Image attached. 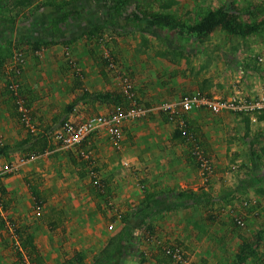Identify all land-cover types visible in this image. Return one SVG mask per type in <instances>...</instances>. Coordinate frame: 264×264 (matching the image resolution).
<instances>
[{
    "label": "rangeland",
    "instance_id": "rangeland-1",
    "mask_svg": "<svg viewBox=\"0 0 264 264\" xmlns=\"http://www.w3.org/2000/svg\"><path fill=\"white\" fill-rule=\"evenodd\" d=\"M44 1L46 0H40L35 4V0H26L25 2L20 0H0V42L5 39H10L13 41V45H15L12 64H7L6 70H10L14 67L16 61H18V54L22 53L24 61H18L23 67L17 78L20 84L19 94L27 101L26 104L30 110L29 115L31 116L32 124L36 131L37 129L42 128L44 124H47L50 129L52 128L51 131L53 134L54 131L60 127H55V125L64 117V110L69 97V90L66 88V82L70 81L72 72L74 73L73 76L75 79L76 77L79 78V76L83 74V71L86 75L88 72V66L90 67V74L94 71L93 63L94 66H96L95 72L96 70L98 71L99 68L101 71L103 70L100 80L104 82L105 87L110 86L113 88L114 85V88H118V86L116 87L115 85L118 80H120V85L123 87L120 76L123 74L122 72L127 73L135 85V95L138 99L136 100V103L139 105L143 104V99L141 101L140 97H145V89L155 85L157 82H159V85L163 84L164 82H162V80L168 78L166 74L174 70H180L181 75H183L182 80L187 85L194 86L196 82H200L203 79L208 82V88H213V90L216 91V88L214 87L215 84H211L214 75L218 82L217 90L224 92L218 94L217 97H226V99L237 98L244 100L252 99L254 98L253 96L258 97L257 90L251 93L250 87L246 90L245 88L248 83L255 87L257 84H260L261 81L264 84V32L247 38H241L230 36L222 30H217L213 34L198 41L190 39L189 37H176L175 35H171L168 38L170 41H168L165 39H159L157 36L150 33L146 35H141L139 32L118 34L106 26L102 32L103 35H101V39L96 42L98 45L91 46L90 44L95 43V39L90 41L83 31L94 22L97 23L95 20L98 16L102 15V11L99 13L97 11L98 8L102 10L101 2L100 4L98 3L99 0H71V7H68L76 10L78 14L73 15L65 23L60 24V31L57 33L53 32L54 34H57L54 35V40L62 39L68 43L56 44L57 46L53 44L44 45L39 51H34L30 44L26 43V39H22L23 36L30 31L29 36L32 37L30 39L34 40H39L38 38L41 36L53 35L52 32H50L52 30L49 31L48 24L52 17L62 13V10H57L55 7L50 6L37 9L38 4ZM54 1L59 3L66 0ZM140 1L152 6L154 10L175 13L187 23L197 20L203 13L212 8H216L224 3H232V1H236L242 8H246L248 5L254 3H260L264 6V0ZM166 4H170V7L166 8ZM263 16L264 12H260V15L257 17L261 18ZM89 47L96 49L91 55L89 54ZM180 48H183L184 51H180ZM180 52L182 53L180 54ZM91 56L94 58L92 59V64H90L89 61V57ZM106 59H108L109 62L112 61L117 64V69H109V65L104 61ZM71 61L74 63H71ZM95 72H92L91 74L94 75ZM8 75L9 74L5 71L0 73V96L4 90V100L6 102H4V107H1L0 105V114L11 113L10 118L12 120L8 117L9 120H6L7 122H5V125H7V128L14 127L17 131L14 136L9 135L6 133V128L2 129L1 125L0 144L14 142L15 140L17 141V136L21 134L20 129L25 134H29V129L23 124L19 113L17 112V102H14V100L7 95L9 86L7 84ZM93 79L95 81L97 80V78ZM56 93H58V95H55ZM191 94L192 93L184 95ZM51 95H53L54 98H51ZM184 95H180L176 99L173 98L170 101L168 100L164 102H177ZM155 96L160 97L159 95ZM212 96L215 97V95ZM126 104L127 106L130 105L129 102H126L125 105ZM149 104L147 107L153 108V111L146 117L134 121H142L146 118L153 117V115L161 118L160 115H162V113L164 114V112L157 109L161 103L153 105H151V103ZM88 113L89 116H92L97 115L100 112ZM187 115L189 116L191 113H187ZM234 117L233 119H238L237 122L242 123L246 127L243 115L234 113ZM168 122L173 124L171 120ZM228 122L232 127V124L236 121L229 120ZM1 123L2 121L0 124ZM216 123L218 122H215V124ZM229 130L230 129H227V133L230 135L233 131L229 132ZM256 130H258V126L250 122L247 135H249V132L255 133ZM260 146L261 144H256V146L251 148L245 147L244 149H239L240 151H231L229 153L231 155L225 157V161L228 162L227 165H225L226 163H218V159L212 157L210 154L206 156V158H209L213 164V172L208 177V181L206 180L205 183L203 182L201 192L202 194H205L202 195L204 198H202L200 202L207 213V216L205 217L206 222L203 223V225L211 227V231L210 228L208 230H201V232L198 231L199 234H197L196 237L200 242H203L204 239L207 238L204 244L210 241H214V243L209 246L210 250H207L206 247H201L200 251H204L207 258H195L196 262L201 264H235V255L239 249V245L243 239H247V236L251 234V230H249L250 223L247 225V228L238 227L233 220V216L237 214L241 216L250 213L253 214V212L255 213L256 211L259 213L256 217H262L264 220V196L259 198V193H256L254 190L249 191L247 188H244L248 191L246 193H228V189L224 182V178L227 176L230 177L228 182H233L232 180L235 179H246L247 181L245 184H247L248 180L253 178V176L255 178L258 174V176L264 174V157L262 155L259 156V154H264V146ZM255 148L259 149V154L257 153V150L255 151ZM120 149L116 147L115 150L118 151ZM252 149L257 153L258 159L252 154ZM21 158L22 156L17 158L15 155L7 160L4 159V157H0V171L5 172V165L14 164L19 166L11 172L13 174L18 173L21 167L28 161L25 160L24 163L22 162V164H20ZM92 158L96 161L97 157L95 155L93 157L91 156V159ZM98 162L99 161H96L97 167L99 166ZM257 164L260 165L258 168L256 167ZM223 165H225V167H223ZM197 167L200 168L198 171L204 180L205 175L202 172L201 163ZM85 176L87 178H85ZM89 179V172H86L84 175L85 182L80 184L77 189H80L82 186V191L92 189L91 184L89 183V185H87L86 183ZM18 184V189L21 190L20 183ZM212 184L219 185L218 192L213 193L211 191L213 188ZM245 184H243V186H245ZM37 185L46 188L42 181H39ZM55 187L56 184L54 185V188ZM138 189L141 190V187L138 186ZM49 191H52V189H45L44 194L47 193V195H45V203H43V205H45L44 210H47L48 212L41 216L42 218L35 214V209L40 205L39 201L32 199L29 195L26 196L25 194L20 193V195L17 196L16 193L15 203L10 200L9 203H6V206L10 209L20 208V212H26L29 214V217L33 219V222L35 223L40 222L41 224H46L53 216V218L57 219L59 227L65 226L63 222L68 216H66V209L63 206L60 207L59 211H49L53 208V203H57V199L51 197V193H48ZM66 191L67 190L65 189L63 190V192ZM76 197L78 201H81L79 193H77ZM71 201L72 200L70 199L58 200V202L64 206ZM118 205L119 202H115L113 199H111L110 203L106 202L104 204L105 210L108 209L111 213L105 216L104 223L102 222V234H107L108 231L112 229L110 224L113 223V214L118 216ZM138 208L139 207H136L135 209ZM214 210H218L220 214L222 211V215L218 218L213 217ZM116 211L117 214H115ZM134 211L135 215L133 216L131 223L133 227L140 230L144 224L141 219L144 218L145 213L141 211L140 208ZM101 212L104 213L105 211L101 210ZM62 217H64V219H62ZM75 219H78V221L74 220L73 226H79V229L71 231V237H69V239H74V244L83 246L80 248V251L82 253V260H85L84 263L118 264L116 262H104V259L99 261L97 258V254L99 253L97 252L101 250L102 245L98 241H95V238L91 236L94 232L89 230L90 226L81 223V219L83 220L81 215ZM89 221L96 223V221H93L91 218ZM263 224L264 221L260 226ZM260 226L258 225V227ZM82 229L84 230L82 231ZM87 234H90L91 237ZM100 234L101 233L98 235ZM45 236L44 233L39 231V238ZM133 237L135 238L136 236L133 235ZM252 237L253 236H250V238ZM82 243L84 245H82ZM260 245L258 247V252L261 254V257H264V252L262 251L264 247H262L263 244H261V242ZM25 250L28 253L27 258H29V256H35L38 252L35 245L30 243L27 244L26 248H22V250H19L16 246L12 247L10 249V254L12 256L13 252V257L17 258L18 254L19 257L24 258L20 253L25 252ZM49 250L43 248V251L47 253L46 258L48 263L59 264L58 262L62 257L54 258L52 256L53 250L58 251V248L53 249V245L51 244V249ZM211 254H213L212 257H209ZM263 259L264 258H262L260 262H255L250 259L249 264H264V261L262 262ZM138 260L140 259L137 257V259H135L136 264L140 263ZM160 261L161 264H171L168 258H161ZM141 262L148 263L147 260H142ZM75 263L79 264L78 261H75ZM26 264H31V262ZM120 264L122 263L120 262Z\"/></svg>",
    "mask_w": 264,
    "mask_h": 264
},
{
    "label": "crops",
    "instance_id": "crops-1",
    "mask_svg": "<svg viewBox=\"0 0 264 264\" xmlns=\"http://www.w3.org/2000/svg\"><path fill=\"white\" fill-rule=\"evenodd\" d=\"M20 1L25 2L26 0ZM39 1L40 0H35V4ZM103 10L104 9L101 10L100 8L97 9L98 13L100 11L104 12ZM104 18L105 16L101 15L98 16L95 21L97 23H102ZM30 32L25 34L22 39L32 38L29 36ZM52 34L53 35L44 37L41 36L38 39L40 40L43 38V40H54V35L57 34H54L53 32ZM90 45L97 46L98 44L95 42ZM88 49L90 55L92 52L96 51L95 48L89 47ZM92 56L89 57L90 64H92V59H94ZM95 67L96 66H94L93 63L94 71L92 72H95ZM87 70L88 72L86 75L83 71V74H80L81 76H79V78L76 77V79L73 76L74 73L71 71L70 81L66 82V88L69 90L67 104L80 100L73 111L78 110L82 117H89L88 112H100L99 114L110 113L114 108L111 104L91 97L80 98L83 97L86 92L95 93L100 91H116L123 94L124 91L123 87L120 85V80L115 83L118 88H114V85L113 88L110 86L105 87L104 82L100 80L103 70L101 71L99 68L94 75L91 74L92 72L89 74V66ZM3 71L8 73L9 70L2 68L0 73ZM122 73V75H128L127 73ZM166 75L168 78L162 80V82H164L163 84L159 85V82H157L155 85L145 89V97H140L141 101L143 99V104L141 105L148 106L149 103H151V105L162 104L164 101H170L173 98L176 99L180 95L189 93L208 95V97L211 98H222L217 96L218 94L224 93L217 90L218 82L214 75L211 84H215L214 87L216 88V91L213 90V88H208V82L203 79L200 82H196L194 86L187 85L182 80L183 75H181L180 70H174ZM93 78H97V80L95 81ZM249 87L251 93L257 90L258 97L264 93V84L262 81L260 84H257L256 87L248 83L245 90ZM55 95H58V93ZM155 95H159L160 97ZM212 95H215V97ZM4 97L5 93L3 90L0 96L1 107L5 106ZM135 97L137 96L135 95ZM253 97L254 98L252 99H255L256 96ZM51 98H54V96L51 95ZM223 98L226 99V97ZM136 100L138 99L136 98ZM72 112L67 116V120L69 118L76 119L71 117ZM190 113L191 115L186 116L187 122L196 129L198 138L207 153L218 159L217 162L220 164H228V162L225 161V157L231 155L229 154L231 151H240L239 149H244L245 147L251 148L256 146V144H261L260 147L264 146V120H257L256 122H252V120V124H256L258 130H256L255 133L249 132V135H247L248 129L242 123L237 122L238 119H233V112L224 111L214 114L203 108L200 110H194ZM10 114H0V120L2 121L0 127L2 125V129L6 128V133L14 136L17 130L14 127L7 128V125H5V122L9 120L8 117H11ZM160 117L161 118H158L156 115H153V117L146 118L142 121L133 120L125 122L124 137L122 144L120 143L119 146L115 145L110 136L105 132L90 136L88 142H86L84 146L86 147L85 149L90 151L92 157L96 155L98 158V160L96 158V161H99L98 167L93 158L92 159L95 162L91 158L86 160L84 157H82L84 159L80 158L74 151L56 149L55 144L52 142L51 131L49 144L44 153L37 155L38 157L35 159H28L16 174H13L11 171V173L0 171V264L30 263L31 258H27L28 253L26 250L25 252L20 253L24 258L19 257L18 254L17 258L13 257V252L12 256L10 254V249L12 247L16 246V248L18 247L19 250H22V248H26L27 244L30 243L35 245L38 251L37 254L32 257L35 263H42L43 261L44 264H50L46 258L47 253L43 251V248L49 250L51 249L52 244L53 249L58 248V251L53 250L52 256L54 258L62 257L58 262L59 264H78L75 263V258L78 257V253H80V256L82 255L80 248L83 246L74 244V239L71 240L69 237H71V231L79 229V226H73V224L74 220L78 221V219L75 218L80 215L83 217L81 223L90 226L89 230L94 232L91 236L95 238V241H98L102 245L101 250L106 246L109 238L119 232L123 220L125 222L124 225L129 230H133V235L136 237L131 240L127 251L122 255H116L109 260H104V262L136 264L135 259L138 257L141 261H148V263H142L138 260L140 262L138 264H161V258H168L164 254L162 243L179 244L183 246L194 259L207 258L205 252L200 251V249L203 246L206 247L207 250H210L209 246L212 245L214 241L204 244L207 238L204 239L203 242H200L196 237L197 234H199L198 231L201 232V230H208L209 228L211 231V227L203 225V223L206 222L205 217L207 216V213L200 202L203 198L201 188L203 182L205 183L206 180H203L201 177L198 171L200 169L197 167L198 165H196L194 161L187 159L188 147L183 142L173 137L176 126L180 125L179 121L177 120L173 122L175 125L174 127L171 122L165 121L162 118V115H160ZM62 120L63 119H61L55 127L61 126ZM229 120L236 121L232 124V127L229 125ZM215 122L218 123L215 124ZM27 128L29 129V132H34V134H36L46 130L49 126L44 124V126L37 129V131L34 128V125V130L29 127ZM227 129H230L229 132L233 131V133L229 135ZM20 133L21 134L16 138L18 139L17 141L5 142L4 144H14L19 140L25 139L29 135L22 132L21 129ZM116 147L121 149L116 151ZM256 150L259 154V149L255 148V151ZM257 153L255 156L256 159H258ZM14 155L17 158L19 156H26L24 151L21 150L11 152L9 156L4 157V159H11ZM261 155L264 157V154H259V156ZM225 165H223V167H225ZM259 166V164L256 165L257 168ZM92 169L96 170L101 177L102 186L99 190L101 193H104L107 199L106 201L97 198L93 189L82 191L81 189L83 186L80 189H77L80 184L85 182L86 179L84 180V175L86 172H89L90 175V179L86 183L87 185L90 183L93 187L91 182L93 180L90 174ZM258 175H256L255 178L253 176V178L249 179L247 184H245L247 181L246 179H235L232 180L233 182H228L230 177L225 176L224 182L228 189V193H246L248 192L245 190L247 188L249 191L254 190L256 193H259V198L263 197L264 174H260L261 176ZM85 178L87 177L85 176ZM39 181L44 182L46 188L50 190L52 189V191H49L48 193H51V197L57 199V203H53L54 206H52L53 208L49 211H59L62 206L66 209L65 212L68 218L63 222L65 226L59 227L57 219L53 218V216L46 224H41L40 222L35 223L33 222V219L29 217V214L26 212L21 213L20 208L10 209L6 206V203H9L10 200L15 203L16 193L17 196L21 193L26 196L29 195L32 199L39 201V206L42 207V209L41 214L38 215V217L45 215L48 211L44 210L45 205H43V203H45L44 200L47 193L44 194L46 188L37 185ZM18 183H20L21 190L18 189ZM55 184L56 189L54 188ZM243 184H245V186H243ZM212 185L213 188H217V191L214 192L213 188L211 191L213 193L218 192L219 185ZM138 186L141 187V190L138 189ZM64 189L67 191L63 192ZM101 190L105 191L102 192ZM180 190H193L197 193V196L193 199H181L178 196ZM77 193L80 194L81 201H78L76 197ZM147 193L154 194L156 200L150 204H144ZM62 199H70L72 201L64 206L58 202V200ZM111 199L115 202H119V205L117 206L119 208V213L118 216H115L114 214L112 216V229L109 230L107 234H102V222L104 223L105 216L111 213L108 209L105 210L104 204L106 202L110 203ZM136 207H139L140 210L145 213L144 218L141 219L144 224L140 230L133 227L131 223L133 216L135 215L134 210L139 209H135ZM101 210L105 212L102 213ZM215 211L218 210H214L213 212ZM255 213L257 212L255 211ZM255 213L247 214L248 218L250 217L249 220L252 217L249 227L251 234L247 236L248 240L253 238H250V236H254L257 233L259 228L262 227L260 226L261 223L264 221L262 217L255 218ZM115 214H117V211ZM57 215L59 216L58 213ZM221 215L222 211L220 216ZM90 218L93 221H96V223L89 221ZM62 219H64V217H62ZM258 225L260 227H258ZM83 230L84 229H82V231ZM39 231L46 236L39 238ZM99 233L101 234L98 235ZM87 235L91 237L90 234ZM261 244H263L262 247H264V241H261ZM82 245L84 244L82 243ZM101 250L97 252L99 253L97 254V258H99ZM262 251L264 252V249H262ZM212 255L213 254L209 257H212ZM102 260L99 258V261Z\"/></svg>",
    "mask_w": 264,
    "mask_h": 264
},
{
    "label": "trees",
    "instance_id": "trees-1",
    "mask_svg": "<svg viewBox=\"0 0 264 264\" xmlns=\"http://www.w3.org/2000/svg\"><path fill=\"white\" fill-rule=\"evenodd\" d=\"M100 2L102 4L101 8L104 9L102 16L104 15L105 18L103 19L102 23H94L84 30V33L87 35L90 41L95 39V42H97L99 39H101V35H103L102 32L106 26L118 34L139 32L141 35H146L150 33L157 36L159 39L165 40H168L171 35H175L176 37H189L190 39L198 41L213 34L217 30H222L230 36L241 38H247L249 36L264 32V16L261 18L257 17L260 15V12H264V6L260 3L250 4L246 8L240 7L236 1H232V3H224L216 8L206 11L197 20L187 23L183 18L179 17L175 13L154 10L152 6L142 3L140 0H99L98 3L100 4ZM170 4H166V8H169ZM70 5L71 0H66L59 3H56L54 0H46L44 2H40V4L37 6V9L50 6L55 7L57 10H62V13L52 17L48 24L49 30L57 33L60 31V24L65 23L70 17L78 14L76 10L69 8L71 7ZM25 41L27 44H30L34 51H39V49H41V47L44 45L62 43L66 44L67 42L62 39H57L54 41L43 40V38L40 40L26 39ZM14 47L15 45H13V41L10 39H5L0 42V70L2 68H6L7 64H12ZM179 50L184 51L183 48H180ZM181 53L182 52H180V54ZM104 61L107 65L112 62H109L108 59ZM22 68V64L16 63L14 67L8 71L9 75L7 78V84L9 86L7 95L12 98L14 102H17V100L20 98L28 109L26 99L21 97L19 94L20 84L17 78L19 73L22 71ZM14 82L17 83V88L13 87ZM123 95L124 93L122 94L121 92L116 91H100L95 93L86 92L85 95L80 99H83L84 97H91L96 98L99 101L107 102L113 107L127 106L125 103L128 101L125 95ZM79 101L80 100H76L66 105L64 113L65 117L63 118L62 123H64L67 116L73 111ZM16 108L17 112L19 113L18 106ZM236 114L244 116L246 127L248 129L249 123L252 121L251 114L242 112ZM165 115V113H162V118L165 121H169L170 119L167 115L165 117ZM19 116L21 117L20 113ZM186 116L187 114H182L180 116V119L183 120V123L176 126L173 137L183 142L188 147L187 159L192 160L199 165L201 160L198 155V150H201L205 157L208 155V153L200 142L196 129H194L191 124L187 122ZM256 116L257 120H264L263 111L256 112ZM51 130L52 128H47L46 130L36 134H34V132H29V135L25 139L19 140L14 144H0V157H8L11 152L21 150L24 151L26 157L44 153L49 144ZM252 154L256 156L254 149H252ZM78 155L80 158H82L80 154ZM92 180L93 181L91 182L93 185L92 189L94 194L97 198L106 201L107 199L104 193L100 192V187L98 188V186L94 183L93 178ZM105 190L101 191L104 192ZM178 196L181 199H193L197 196V193H195L193 190H180ZM155 200L154 194L152 195L147 193L144 204H150ZM258 214V212L255 213V218H257L256 215L258 216ZM219 216L220 214L213 213V217L218 218ZM237 216L241 215H234V222ZM242 216L245 219V225L240 226L236 222L235 224L240 228H247V225L250 223L248 215L245 214ZM124 223L125 222L123 220L119 232L116 235L111 236L106 246L101 250L99 255L100 260H109L110 258L116 255H122L127 251L131 240L134 237L133 230H129L124 225ZM261 241H264V224L251 240H242L235 255V264H249L250 259L255 262H260L262 258L258 252V247ZM77 255L78 257L75 258V260L79 261V264H84L80 253ZM29 258H31V264H44L43 261L42 263H35L32 256ZM263 261L264 259L262 262Z\"/></svg>",
    "mask_w": 264,
    "mask_h": 264
},
{
    "label": "built area",
    "instance_id": "built-area-1",
    "mask_svg": "<svg viewBox=\"0 0 264 264\" xmlns=\"http://www.w3.org/2000/svg\"><path fill=\"white\" fill-rule=\"evenodd\" d=\"M18 61L23 62V54H18ZM262 60V58H261ZM16 61V63H19ZM71 63H74L71 61ZM21 64V63H20ZM118 65L114 62L109 64V69H117ZM121 81L123 84V91L127 101L130 103L129 106H119L114 107L110 113L107 114H97L89 117H82L80 112L73 111L71 117L66 120L52 135L53 143L56 149L64 151H74L80 154L85 159L91 158V153L84 144L88 142L90 136L100 134L101 132L107 133L112 139L115 145L119 146L124 137V123L128 121L137 120L144 118L148 113L153 111V108L147 106L139 105L135 100L134 84L132 79L128 75H121ZM17 83H13V87L17 88ZM19 113L21 115L20 119L24 125L33 129L32 119L29 115V110L23 104L22 100L19 98L17 100ZM207 109L214 114H218L224 111H229L233 113H250L253 122L257 121L256 112H264V93L252 100H243L237 98H211L201 94H191L184 95L177 102L162 103L157 109L164 112L168 118L174 122L179 121L180 124L183 120L180 119L182 114H187L195 109ZM75 114V115H73ZM198 155L201 162L202 172L205 175V180L208 181V177L213 172V165L209 158H206L201 150H198ZM37 155H32L30 157H22L20 164L24 163L25 160L35 159ZM19 165H5V172L14 171ZM91 177L94 179V183L98 186H102V180L99 173L92 169L90 171ZM213 191H217L214 187ZM42 207L38 206L35 210V214L38 216L41 214ZM215 214H220L219 211H215ZM235 222L240 225H245V219L243 216H237ZM113 227V224L110 225ZM163 251L165 256L169 258L172 264H199L190 255L183 246L179 244H165L162 243Z\"/></svg>",
    "mask_w": 264,
    "mask_h": 264
}]
</instances>
